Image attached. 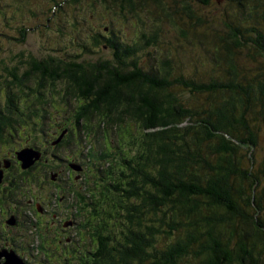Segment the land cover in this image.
I'll return each mask as SVG.
<instances>
[{
  "label": "trees",
  "instance_id": "1",
  "mask_svg": "<svg viewBox=\"0 0 264 264\" xmlns=\"http://www.w3.org/2000/svg\"><path fill=\"white\" fill-rule=\"evenodd\" d=\"M64 1L80 3L53 8ZM92 1L122 24L150 13L146 2H160ZM215 1L234 5L218 27L189 9L194 22L177 24L187 45L205 55L206 75L174 77L173 61L148 50L156 32L124 38L112 25L90 43L110 57L85 60L81 53L95 50L80 44L81 53L66 59L29 54L19 68L0 65L5 95L25 100L20 124L40 129L50 115L40 109L56 101L73 108L75 127L109 139L100 189L80 196L89 199L91 260L75 264H264V0ZM4 113L0 104L7 125Z\"/></svg>",
  "mask_w": 264,
  "mask_h": 264
},
{
  "label": "rangeland",
  "instance_id": "2",
  "mask_svg": "<svg viewBox=\"0 0 264 264\" xmlns=\"http://www.w3.org/2000/svg\"><path fill=\"white\" fill-rule=\"evenodd\" d=\"M59 1L61 0H0V65L7 66L9 69H12L14 65L19 68L21 65H26L24 62L28 59L29 54L39 60L45 59L47 56H53L57 59H66L68 58L66 57L67 54H76L80 52V44L86 45L87 47L89 45L91 47L90 49L93 51L95 50V52H91L90 54L80 52V56L85 60L97 56L110 57L109 49H100L99 46L95 48L91 46L90 43L92 41L91 37L96 32H102L104 26L112 25V28L118 31L119 35L124 38L134 39L139 32L142 33L143 31L149 34L148 38H151L150 35L156 32L153 39L154 41H151L155 46H151L152 44H150L148 50L156 51V56H162L173 61L171 62L173 67L176 66L174 77H178L179 73L188 77L190 74H194V70L206 75L208 73L209 64H204L201 60H204L205 56L204 54L201 55L202 50L194 45H187L181 32L179 33L177 30V24L182 23L190 25L194 22L189 21L185 16L188 10L183 11V9H189L192 15L207 20L206 24L210 23L212 28H216L218 27L219 18H221L225 12L230 13V9L234 6L233 4L225 5L221 1L216 2L215 0H212L208 6H202L196 0H160V2L157 3L148 1L146 2L147 9L152 11L150 13L138 12V18H140L141 21L138 19L132 20L129 17V22L122 24L118 20V16L101 11V3L97 1L80 0V3L76 6H73L69 1H64L61 6L58 7L60 9L56 10V8H53V5L55 2ZM167 11L170 13H166ZM154 17H160L162 20L156 21ZM76 20L78 23H76ZM153 24L158 25L160 28H156L157 26ZM5 33L6 36H4ZM20 35L25 37L24 42H19L18 38L21 37ZM199 57H201V59ZM178 65L181 67H178ZM2 66H0V101H9V107L12 108L8 109L14 120L18 117H21L20 119L26 118L27 116L25 114L28 111L27 107L25 102H20L21 100H25L19 97L18 102L10 101V98L4 93V84L1 86V80L6 78L7 75L5 70L1 68ZM16 71L18 74L21 72H19V70ZM7 79L8 78H6V80ZM31 82V88L33 90V87H37V83ZM192 101H197V99L195 98V100ZM46 103L47 104L42 106L43 110L41 108L40 112L44 115L50 114L51 119L39 121L41 123L44 122L40 126V129L38 127L39 125L35 126L29 123L31 126L28 125L29 127L24 130L20 129L21 132L18 133V136L15 135L14 138L8 140L10 145L19 147L26 143L31 144L33 141H42L41 135L39 136L40 138H38L35 135L36 132H39V134L47 133L54 137V132L59 134L65 131V136L68 137V144L62 145L65 148H62L59 154L61 157H66L67 155L71 156L75 159L72 163H77L79 165L83 163L82 165L87 175L83 184L79 185V183H77L75 189L76 194L74 193L76 204L74 206L72 203L73 207L71 208L72 212L76 215V220L78 222L81 220L83 223L84 221L82 218L85 217V211H88L87 204L89 199H81L80 196L81 194L88 196L89 191L96 192L100 189L97 176H95L92 171L96 168L95 165L97 163H100L101 167L105 165V162H108L109 159L104 157L103 159L99 158V160H97L95 156L86 155L83 151L90 146L95 149L94 153L97 151L96 149H98V151H100L99 149L103 150V153H105L106 148L108 151L113 150L110 149L108 138L106 139L107 142L104 144L105 141H103L97 127H92L95 131L98 130L95 136H93V134L91 136L84 131L83 123L79 125L78 128L75 127L76 115L73 114V108L71 106L62 103L56 104V101H46ZM63 118H65L66 121H62ZM30 119H33V117H30ZM16 122L20 123L18 119H16ZM60 122L65 123L60 124ZM93 125L95 126L96 123L93 122ZM32 128H37L38 130L34 131ZM47 139H49V136ZM68 146L71 149L70 154L69 150H67ZM57 154L58 151H56V155ZM92 174L93 177H89ZM16 179V176L12 175L11 181L14 182ZM77 193L78 196H76ZM63 203L66 205L67 201H63ZM90 211H92L91 208ZM82 227L83 224H79L74 229L77 237H79L80 234L86 233L83 231L84 228ZM77 243L82 246L83 240ZM88 248L91 249L92 247L88 246ZM56 258L58 259L57 256Z\"/></svg>",
  "mask_w": 264,
  "mask_h": 264
},
{
  "label": "flooded vegetation",
  "instance_id": "3",
  "mask_svg": "<svg viewBox=\"0 0 264 264\" xmlns=\"http://www.w3.org/2000/svg\"><path fill=\"white\" fill-rule=\"evenodd\" d=\"M6 102L0 101L5 111L3 118L11 121L7 125L0 123V264H75L72 262L76 260H79L78 263L83 259L91 260L92 248L89 249L86 244L82 248L77 242L83 240L85 243L87 236V246L93 247L90 242L93 236L89 235V229L87 234L76 236L74 229L81 222L76 220L71 210L76 204L74 193L77 183L83 184L87 177L83 163L81 167L72 163L75 159L71 156H60L67 138L64 135L56 142V132L53 133L54 137L36 132L35 135L38 138L41 135L42 141L19 147L10 145L8 139L18 136L28 126L14 121ZM50 116L48 119H51ZM23 147L39 151L37 160L26 168L21 167L17 155ZM67 150L70 154L69 146ZM94 150L90 146L83 152L95 156L97 160L105 157L103 150L96 149L95 153ZM99 165L97 163L92 172L100 184L102 176L97 172ZM12 175L17 178L14 182L11 181ZM89 177H93V174ZM63 201H67L66 205Z\"/></svg>",
  "mask_w": 264,
  "mask_h": 264
},
{
  "label": "water",
  "instance_id": "4",
  "mask_svg": "<svg viewBox=\"0 0 264 264\" xmlns=\"http://www.w3.org/2000/svg\"><path fill=\"white\" fill-rule=\"evenodd\" d=\"M18 155V158L22 162L23 167L29 165L33 157L37 158V154L29 148L21 150Z\"/></svg>",
  "mask_w": 264,
  "mask_h": 264
}]
</instances>
